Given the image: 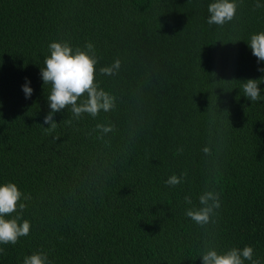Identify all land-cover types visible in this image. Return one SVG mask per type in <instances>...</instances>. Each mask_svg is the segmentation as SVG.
I'll use <instances>...</instances> for the list:
<instances>
[{
    "label": "trees",
    "instance_id": "1",
    "mask_svg": "<svg viewBox=\"0 0 264 264\" xmlns=\"http://www.w3.org/2000/svg\"><path fill=\"white\" fill-rule=\"evenodd\" d=\"M210 2L0 0V182L27 197L31 225L0 245V264L36 251L52 264H200L205 245H250L264 264V101L241 88L264 76L247 46L264 31V0H238L222 26L206 22ZM59 40L91 42L97 69L121 66L95 77L113 109L73 120L66 107L48 130L39 69ZM205 191L220 208L200 226L184 197L198 207Z\"/></svg>",
    "mask_w": 264,
    "mask_h": 264
},
{
    "label": "clouds",
    "instance_id": "2",
    "mask_svg": "<svg viewBox=\"0 0 264 264\" xmlns=\"http://www.w3.org/2000/svg\"><path fill=\"white\" fill-rule=\"evenodd\" d=\"M261 6V0H257V7ZM238 0H211L207 5L209 25L222 26L233 20L236 15ZM251 54L258 63H264V31L253 33L247 43ZM48 55L44 57L43 67H40V79L43 84L50 85L47 95L48 112L43 117V123L48 125V130L56 128L54 115L68 107L73 120H79L83 114L95 118L100 112H108L115 106V97L99 86L96 73L103 75H116L120 70L119 59L113 60L110 65L96 68L98 58L94 45L86 42L81 48L73 46L68 41H51L48 44ZM257 71L264 73V67H258ZM264 83V76L258 79L249 78L243 81L241 88L243 96L250 102L264 101V89L258 87ZM21 91L28 99L33 89L31 82L25 78L20 86ZM71 123V121H67ZM100 131H108L109 126L97 124ZM183 173L178 177L173 174L165 183L174 186L181 183ZM26 196L18 189L14 182H0V245L15 244L22 236H27L30 231V222L21 219L20 213L26 207L23 202ZM198 207L193 205L190 196L184 197L187 207L185 215L195 224L203 226L208 224L220 208L219 194L213 191H205L198 196ZM16 213V215H10ZM200 264H258L253 258V248L245 245L242 248L231 247L218 251L215 246L205 245L198 256ZM22 264H52L44 251H36L25 255Z\"/></svg>",
    "mask_w": 264,
    "mask_h": 264
},
{
    "label": "bare ground",
    "instance_id": "3",
    "mask_svg": "<svg viewBox=\"0 0 264 264\" xmlns=\"http://www.w3.org/2000/svg\"><path fill=\"white\" fill-rule=\"evenodd\" d=\"M152 88V87H151ZM146 92V91H145ZM144 96V95H143ZM142 97V96H141ZM142 99H143V97H142Z\"/></svg>",
    "mask_w": 264,
    "mask_h": 264
}]
</instances>
